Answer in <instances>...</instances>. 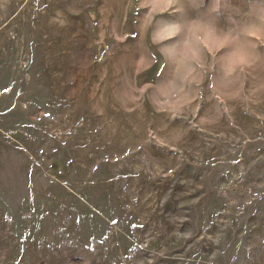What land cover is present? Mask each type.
<instances>
[{
  "label": "rangeland",
  "instance_id": "obj_1",
  "mask_svg": "<svg viewBox=\"0 0 264 264\" xmlns=\"http://www.w3.org/2000/svg\"><path fill=\"white\" fill-rule=\"evenodd\" d=\"M0 264H264V0H0Z\"/></svg>",
  "mask_w": 264,
  "mask_h": 264
}]
</instances>
